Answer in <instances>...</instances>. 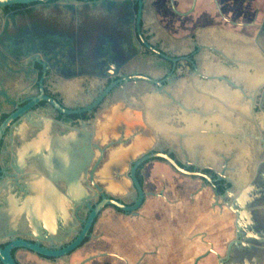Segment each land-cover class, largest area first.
Wrapping results in <instances>:
<instances>
[{
  "label": "flooded vegetation",
  "instance_id": "obj_1",
  "mask_svg": "<svg viewBox=\"0 0 264 264\" xmlns=\"http://www.w3.org/2000/svg\"><path fill=\"white\" fill-rule=\"evenodd\" d=\"M39 88L65 110L82 111L60 112L43 98L22 109L39 96ZM3 122L0 237L24 229L23 212L10 207L30 192L38 208L39 197L50 190L52 181L40 185L31 175L41 168L40 148L49 150L51 160L56 155L53 130L82 124L84 154L89 168L97 162L93 178L101 190L94 196L95 190L85 188L89 207L76 212L77 229L102 194L134 205L133 177L142 197L133 210L103 206L79 248L110 209L117 218V264H264V0L1 5L0 126ZM192 128L217 144L215 164L199 154L198 145L188 155L184 139ZM234 144L248 150L240 172L233 164ZM155 151L200 174L178 172L157 157L138 162ZM10 162L28 174L20 181L23 189L9 187ZM152 162L167 172L145 173ZM106 233L101 228L99 238ZM174 241L178 246L170 245ZM5 243L0 239V246ZM18 251L32 254L12 249L17 264Z\"/></svg>",
  "mask_w": 264,
  "mask_h": 264
},
{
  "label": "water",
  "instance_id": "obj_2",
  "mask_svg": "<svg viewBox=\"0 0 264 264\" xmlns=\"http://www.w3.org/2000/svg\"><path fill=\"white\" fill-rule=\"evenodd\" d=\"M31 1L45 0H0V6L10 3H24ZM39 89V96L32 98L31 101L24 105L22 109L31 108L38 98H43L49 101L60 112L79 113L82 111V109L70 111L65 110L52 98L42 95V89ZM4 124L5 122L1 124L0 132L3 129ZM161 129L162 128H160V130ZM138 141L139 143H142L144 140L142 141V139H138ZM139 145L140 144H138V146ZM184 145L188 155L190 156L194 155L196 151L195 146L198 145L199 148L197 151H199V154H201L207 161L215 164V159L211 160V158L214 157V150L217 147V144L213 142V140H206L202 137H199L195 134V130L192 128L184 139ZM53 148L55 151H58L56 149L57 147ZM232 149V158L233 164L235 165V171L240 172L243 158L248 154L247 147L244 145L234 144ZM40 150L41 154L39 157H35H38L39 163L47 174L45 181L48 179L53 182V176L51 174L52 166L60 155L56 153L54 159L51 160L49 159L46 148ZM115 153H117V151H114L113 155ZM152 157L164 159L178 172L189 175L200 174L197 171H188L184 167H180L172 158L161 151L149 153L143 156L138 162ZM96 168L97 162H95L89 168L88 156L83 153L80 165L75 168V171L70 178V184L72 185L74 192L73 194H68L66 197H63L65 203L70 206L68 215H66V212L56 214L46 209L39 211L30 197V194L28 192L25 193L26 195L24 196L22 203L19 205L15 204L10 209L11 212L13 209L14 211L21 210V212H23L24 217L22 220V227H24V229L19 233L17 230H13L6 232L5 235H1L0 239L2 241L5 240L6 243L3 246H0V264H17L11 255V250L14 248H23L32 253L30 254L28 252L18 251L17 257L21 264H49L46 260L40 259L33 255H39L45 258H56V261L57 259L58 261L55 264H74L78 261L79 262L77 264H117V258L113 257L117 256L115 253L117 252V218L113 217L110 209H106L104 211L103 215L95 225L94 233L91 239L84 243L80 248L79 246L83 243V239L88 236V230L92 224V221L103 206L111 205L123 210H133L141 201L142 191L138 182L133 177L134 185L138 191V197L135 200L134 205L126 206L117 200L106 198L104 194H102L101 199L90 208V212L88 213L87 217L83 220H80V226H78L77 229V219L75 218L76 212L81 210L83 207H89V196L86 194L85 188L95 190V192H93L94 196H96L97 192H100L101 190V187L93 178V172ZM10 169L11 171L9 174H7L10 189H23L24 187L20 184V181H24L28 174L24 173L22 169L16 168L13 162H10ZM133 169L134 167L131 169V174H133ZM144 172L148 174L154 172L163 174L167 172V169L160 163L152 162L146 167ZM57 173H59L58 175L63 174V170L60 169L57 171ZM81 173L83 174V180L79 181V176ZM85 183L86 185H84ZM103 192H105V188H103ZM101 228H105L106 232H108V234L106 233L105 238H99L98 231ZM174 242H170V245L175 247L178 246L177 244L179 242ZM50 245H54V247H50ZM73 251L75 252L71 254ZM70 254L71 256L69 260ZM127 257L131 263L132 257L130 251H127Z\"/></svg>",
  "mask_w": 264,
  "mask_h": 264
},
{
  "label": "crops",
  "instance_id": "obj_3",
  "mask_svg": "<svg viewBox=\"0 0 264 264\" xmlns=\"http://www.w3.org/2000/svg\"><path fill=\"white\" fill-rule=\"evenodd\" d=\"M61 130L62 129L53 130V133L56 134V135L52 134L56 140L53 146L57 147L56 149L58 151H56V153L59 154L60 156L57 158V161L52 166L51 174L53 176V182H52V185L50 186L51 187L49 190L50 193L45 192L44 193L45 195L44 194L41 195V197L43 198H41L42 201L38 209L39 211H41L42 209L43 210L46 209L56 214L66 212V215H68L69 214L68 210L70 206L67 203H65L64 199L62 198L66 197L68 194H73L74 192L73 187L70 184L71 182L70 178L72 177V174L75 171V168L80 165V162L83 157V153H85L84 146H83V139H84L83 138V126L82 124H79L78 126L74 128H69V130L67 131L62 132ZM60 169L63 170V174L58 175L59 173H57V171H59ZM25 171H27V169H25ZM39 171L43 173L39 174L40 173ZM32 175H33L32 176L33 179L36 178L34 180L41 181V185L43 184L42 180L45 181L47 178V174L44 171V168L42 166L41 168L40 167L36 168L34 173H32ZM35 175L36 177H34ZM82 180H83V174L81 173V175L79 176V181H82ZM8 191L10 193V189H8ZM45 196H46V199H44ZM59 197L61 198L58 199ZM59 200L61 201L60 203H59ZM48 205L49 206L51 205V206L49 207ZM54 206H57V208Z\"/></svg>",
  "mask_w": 264,
  "mask_h": 264
},
{
  "label": "bare ground",
  "instance_id": "obj_4",
  "mask_svg": "<svg viewBox=\"0 0 264 264\" xmlns=\"http://www.w3.org/2000/svg\"><path fill=\"white\" fill-rule=\"evenodd\" d=\"M47 124H48V123H47ZM47 124H46V125H47ZM48 125H49V124H48ZM48 125H47V126H48ZM49 126H50V125H49ZM49 126H48V127H49ZM22 127H23V126H22ZM25 127H26V126H25ZM25 127H24V128H25ZM48 127H47V128H48ZM43 129H44V128H43ZM28 130H29V129H28ZM47 130H48V129H47ZM44 131H45V130H44ZM46 132H47V131H46ZM43 133H44V132H43ZM15 134H16V133H15ZM53 134H54V133H53ZM47 135H48V134L43 135V136H47ZM54 135H56V134H54ZM49 136H50V134H49ZM49 136H48V138H49ZM52 136H53V135H52ZM30 138H31V137H30ZM39 138H40V136H39ZM48 138H47V139H48ZM58 138H59V137H58ZM33 139H34V138H33ZM43 139H45V138H43ZM47 139H46V140H47ZM56 139H57V138H56ZM37 140H38V137H37ZM46 140H44V141H46ZM52 140H54V139L52 138ZM52 140H50V142H51ZM71 140H72V139H71ZM23 141H24V140H23ZM29 141H30V140H29ZM32 141H34V140H31V142H32ZM64 141H65V140H64ZM34 142H35V141H34ZM34 142H33V143H34ZM26 143H28V142H26ZM29 143H30V142H29ZM37 143H38V142H37ZM37 143H35V144H37ZM40 143H41V141H40ZM40 143H39V144H40ZM22 144H23V143H22ZM39 144H37V145H39ZM47 144H48V143H47ZM61 144H62V143H61ZM63 144H64V143H63ZM22 146H23V145H22ZM29 146H30V144H29ZM34 146H35V148H38L36 145H34ZM26 147H27V145H26ZM26 147H25V148H26ZM30 147H31V146H30ZM42 147H43V146H42ZM35 148H34V149H35ZM16 149H17V148H16ZM40 149H41V148H40ZM37 150H38V149H37ZM23 151H24V149H23ZM48 151H49V150H48ZM52 153H53V152H52ZM16 154H17V153H16ZM18 155H19V154H18ZM17 157H18V156H17ZM33 168H34V167H33ZM28 169H30V168H28ZM25 172H26V171H25ZM29 172H30V170H29ZM32 172H33V171H32ZM32 172H31V173H32ZM36 172H37V170H36ZM39 172H40V171H39ZM42 173H43V172H40L39 174H42ZM37 175H38V174H37ZM31 176H33V175H31ZM34 177H36V175H35ZM37 178H39V177H37ZM31 179H32V178H31ZM34 179H36V178H34ZM40 179H41V178H40ZM32 180H33V179H32ZM29 182H30V181H29ZM25 183H26V182H25ZM35 183H36V182H35ZM40 183H41V181H40ZM30 184H31V183H30ZM32 184H33V183H32ZM43 184H44V183H43ZM48 184H49V183H48ZM40 185H41V184H40ZM40 185H38V186H40ZM44 185H45V184H44ZM30 186H31V185H29V189H30ZM27 188H28V187H27ZM36 188H37V187H36ZM36 188H34V190H36ZM48 188H49V189L51 188L50 185H49ZM39 190H40V189H39ZM45 190H47V189H45ZM43 191H44V190H43ZM36 192H37V191H36ZM48 192H49V190H48ZM29 193H30V192H29ZM38 193H39V192H38ZM44 193H45V191H44ZM44 193H43V194H44ZM46 193H47V191H46ZM49 193H50V192H49ZM34 194H36V193H34ZM41 194H42V193H41ZM53 194H54V193H53ZM55 194H56V193H55ZM37 195H38V194H37ZM39 195H40V194H39ZM39 195H38V196H39ZM44 195H45V194H44ZM46 195H47V194H46ZM51 195H52V194H51ZM34 196H35V195H34ZM58 196H59V195H58ZM5 197H6V196H5ZM53 197H55V196H53ZM34 198H35V197H34ZM39 198H43V197L40 196ZM60 198H61V197H59L58 199H60ZM44 199H46V196H45ZM54 199H55V198H54ZM56 199H57V198H56ZM62 199H63V198H62ZM35 200H36V199H35ZM52 200H53V199H52ZM33 201H34V200H33ZM60 202H61V201L59 200V203H60ZM56 203H57V202H56ZM40 204H41V203H40ZM40 204H39V205H40ZM43 204H44V203H43ZM51 204H52V203H51ZM57 204H58V203H57ZM54 205H55V204H54ZM6 206H7V205H6ZM48 206H49V205H48ZM50 206H51V205H50ZM50 206H49V207H50ZM43 207H44V206H43ZM54 207L57 208V206H54ZM7 208H8V207H7ZM10 208H11V207H10ZM10 208H9V209H10ZM44 208H45V207H44ZM47 208H48V207H47ZM0 210H1V209H0ZM2 210H3V209H2ZM5 210H6V209H5ZM7 210H8V209H7ZM13 210H14V209H13ZM40 210H41V209H40ZM42 210H43V209H42ZM54 210H55V208H54ZM52 211H53V210H52ZM3 212H4V211H3ZM3 212H2V213H3ZM10 212H11V211H10ZM19 212H20V211H19ZM2 213H1V214H2ZM21 213H22V212H21ZM1 214H0V215H1ZM15 215L18 216V214H15ZM3 216H4V215H3ZM11 216H12V215H11ZM12 217H13V216H12ZM12 217H11V218H12ZM18 217H19V216H18ZM11 218H9V219L11 220ZM15 218H16V217H15ZM1 220H2V219H1ZM1 220H0V221H1ZM10 220H9V221H10ZM16 220H17V218H16ZM22 220H23V219H22ZM9 221H8V222H9ZM20 221H21V220H20ZM3 222H5V221H2V223H3ZM5 223H7V221H6ZM0 224H1V222H0ZM3 224H4V223H3ZM14 225H15V223H14ZM16 225H17V224H16ZM7 226H8V225H7ZM19 226H20V224H19ZM0 227H1V225H0ZM2 227H4V226H2ZM8 227H9V226H8ZM5 228H6V226H5ZM22 228H23V227H22Z\"/></svg>",
  "mask_w": 264,
  "mask_h": 264
}]
</instances>
